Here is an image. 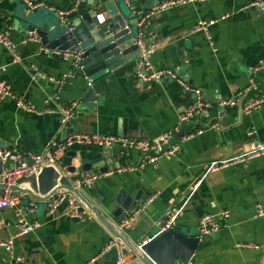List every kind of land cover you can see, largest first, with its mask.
<instances>
[{
  "label": "crops",
  "instance_id": "obj_1",
  "mask_svg": "<svg viewBox=\"0 0 264 264\" xmlns=\"http://www.w3.org/2000/svg\"><path fill=\"white\" fill-rule=\"evenodd\" d=\"M35 1L58 11H70L77 4L74 0ZM79 1L81 9L90 8L91 0ZM137 1L145 4L148 0ZM252 2L205 0L154 13L146 31L154 47L150 62L154 68L170 70L186 80L172 76L146 88L135 86L133 63H126L102 84L92 83L71 73L72 64L63 52L46 49L39 39L21 44L19 40L26 34L24 27L18 29L16 18L27 12L25 4L22 0H0V30H10L13 53L17 55L15 58L0 44L4 77L16 95L42 110L40 114L28 112L19 109L13 98H0V140L4 148L40 153L52 142L80 132L158 138L177 126L180 114L194 100L193 93L182 89L183 80L201 89L208 104L204 116L186 123L184 133L199 128L203 131L182 141L177 153L163 154L144 166H139L143 153L135 148H127L121 155L118 146L73 144L68 149L83 151L87 160H109L104 161L105 173L92 168L100 176L90 186L79 188L103 212L105 207L116 206L120 190L132 197L141 190L143 201L130 210L137 211L133 228L121 230L131 239L141 237L149 226L161 224L177 209L179 215L173 226L197 235L201 215L227 209L230 215L225 225L214 234L200 237L191 263L264 264V216H254L257 205L264 207V152L218 170L204 167L264 143V104L250 114L243 112L240 118L236 106L242 97L244 105L264 94V68L255 70L264 60V10ZM96 13L106 16L102 7L96 8ZM202 20L215 22L205 30L197 29ZM90 83L97 95L93 101L84 98ZM229 100L235 104L227 103ZM73 102L74 116L65 121L59 108ZM215 123L221 125L216 128ZM251 129L252 134H247ZM178 140L172 138L171 142ZM62 156L63 152L57 154L58 166L67 173ZM72 163L78 168L73 175L67 173L73 180L84 171L79 169L77 157ZM125 166L131 168L108 173ZM17 181L19 186L28 187L25 176ZM67 211V204L61 203L48 215L44 201L22 193L16 204L0 208V240H12L10 251L0 247V264H126L131 260L130 254H121L123 244L119 241L118 247L104 250L114 237L89 210L92 217L84 219L69 217ZM104 214L117 229L126 219L118 222L107 211ZM19 219L39 225L18 235ZM118 254L123 256L121 262L117 261Z\"/></svg>",
  "mask_w": 264,
  "mask_h": 264
},
{
  "label": "water",
  "instance_id": "obj_2",
  "mask_svg": "<svg viewBox=\"0 0 264 264\" xmlns=\"http://www.w3.org/2000/svg\"><path fill=\"white\" fill-rule=\"evenodd\" d=\"M88 3L90 8L83 10L82 2L78 1L72 10H67L65 13L49 8L30 10L25 6L27 12L17 16L16 25L19 30L24 27L25 34H35L40 44L51 51H81L78 65H72L70 71L73 75L83 76L86 80L93 81L92 83L102 84L103 80H107L126 63H133V79L136 86L135 67L138 48L134 42L139 30L137 22L142 18V14L138 11H149L155 3L151 0L146 1L145 4L137 0H91ZM98 7H102L106 12L102 23H99L97 18L96 8ZM145 30L148 32L147 26ZM175 76L178 77L176 74ZM172 78V75L163 77L165 81ZM85 93V100H96L95 87L91 83ZM243 99V97L240 98L236 103L239 118L243 113ZM207 107L208 104L195 114V118L204 116ZM207 125L208 127L211 125V120ZM185 127L186 124L182 125L173 138H180L185 132ZM3 149H5L4 144L0 140V150ZM111 156L114 157V154L112 153ZM76 157L80 164L79 169L84 172H90L92 168H98L102 173L107 171L104 161L109 163V160L100 159L92 162L87 160L83 151L77 152L75 149L67 148L63 150L62 163L66 166L69 175L78 169L72 163ZM11 164V160L3 161L0 158V171L11 167ZM67 173L55 164L45 165L25 176L27 188L19 186L17 179L11 185L0 180V195L8 187L11 195L22 193L45 203L59 190L73 193L109 233L123 244L121 254L131 256V260L126 264H187L192 259L200 241V234H189L187 230L183 232L179 226L160 230V223H158L146 228L141 237L131 239L109 221L104 212L107 211L120 222L128 216L132 206L143 201L141 190L134 197L128 195L124 189L120 190L115 197L116 206L105 207L103 212L93 205L89 197ZM144 237L148 239L142 242Z\"/></svg>",
  "mask_w": 264,
  "mask_h": 264
},
{
  "label": "built area",
  "instance_id": "obj_3",
  "mask_svg": "<svg viewBox=\"0 0 264 264\" xmlns=\"http://www.w3.org/2000/svg\"><path fill=\"white\" fill-rule=\"evenodd\" d=\"M25 6L34 10L39 7L54 9L43 1L35 0H22ZM79 0H75V3H78ZM205 0H161L155 3V5L146 12L138 11L139 14H142V18L137 22L139 27L138 34L135 39V44L138 48V55L136 58V67L135 75L137 78L136 86L141 87L145 86L150 88L152 84L160 83L163 80L165 75H172L176 77L170 70L166 69H156L150 62V55L153 51L152 42L148 40L147 32L145 30L147 24L146 21L150 17L154 16V13L169 9L178 5H184L188 3L203 2ZM252 5L258 6L264 10V0H253ZM66 11H60V13H65ZM99 23L104 21L103 13L97 14ZM215 22V20L210 21H200L198 23L197 29L205 30L206 26ZM38 37L33 33L26 34L23 38L19 40L21 44H25L28 41H37ZM0 44L5 48L10 50L13 53L14 39L11 36L10 30H0ZM15 58H17V55ZM63 55L65 58H69L73 66H77L81 51L71 52L64 51ZM264 68V60L256 66L255 70ZM181 81V79H180ZM182 89L186 92H191L194 94V100L189 105V107L179 116L178 124L173 129L165 131L162 135L155 139H145L135 137L133 135L125 134H89V133H71L66 139L61 140L60 142H52L49 148L40 153L26 152L13 147L10 149L0 150V158L3 161L11 160V167H6L0 171V180H3L7 185H11L16 179L30 175L37 171L39 168L49 164H55L58 166L59 157L57 154L63 152L69 146L73 144H97L101 146L114 147L118 146L120 148L119 154L124 155L125 149L135 148L140 150L143 153L142 160L139 166H144L147 163H153L157 158L163 154L171 155L177 153L180 148V143L196 134H200L203 130L201 128L184 133L177 142H171L174 134L179 130V128L192 121L195 118V114L198 113L204 106H207V103L202 97V91L199 88L192 87L187 84L185 81H181ZM11 97L15 100L16 105L19 109L42 113V110L38 109L32 103L24 100L22 97L16 95L10 88L7 79L4 77V67L0 65V98ZM227 103L235 104L234 100H229ZM264 104V94L253 97L252 99L246 101L243 105V112L250 114L253 111L259 109ZM75 103L73 102L69 107H60L59 112L64 117L65 121L69 120L74 116L73 107ZM219 123L213 124L214 127L218 128ZM253 130H249L247 134H252ZM264 152V143H257L250 151L243 152L235 157L224 159L220 161H213L208 164H205L204 167L206 170H218L221 167H224L231 163H242L247 159H250L255 156H259ZM59 167V166H58ZM131 167H118L113 171L108 173H113L114 171L120 172L125 171ZM105 173V172H104ZM75 174V173H73ZM72 174V175H73ZM100 176L96 172H84L74 175L73 182L78 187H88ZM149 198L147 201H150ZM18 202V195H11L10 190L6 187L3 191V194L0 195V208L7 206H12ZM66 203L68 206V215L72 218L84 219L91 218L90 212L85 209V207L76 199L75 195L69 191L59 190L51 198L45 201L46 213L51 215L54 213L56 208L61 204ZM137 211L130 213L126 219L122 220L119 224L120 230H128L133 228V216ZM179 215V209L172 210L168 217L163 220L160 224V230H165L168 227L173 226L175 220ZM230 212L227 209L220 210L217 213L210 214L205 213L200 216L198 220V229L201 236H207L209 234H214L222 226L225 225V220L229 217ZM255 217L264 216V207L257 205L254 212ZM39 225L37 221H26L24 219L18 220V235L28 233L32 231ZM119 246V242L115 238H110L105 244L104 250H111ZM238 246H246V244H238ZM0 247L5 248L7 251L11 250L12 240H0ZM123 256L121 254L117 255V261L121 262ZM16 260H20L19 257ZM187 264H192L191 260Z\"/></svg>",
  "mask_w": 264,
  "mask_h": 264
},
{
  "label": "rangeland",
  "instance_id": "obj_4",
  "mask_svg": "<svg viewBox=\"0 0 264 264\" xmlns=\"http://www.w3.org/2000/svg\"><path fill=\"white\" fill-rule=\"evenodd\" d=\"M41 205V204H40Z\"/></svg>",
  "mask_w": 264,
  "mask_h": 264
}]
</instances>
